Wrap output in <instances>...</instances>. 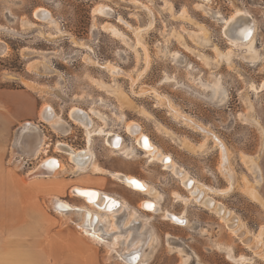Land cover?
Wrapping results in <instances>:
<instances>
[{"label":"rangeland","instance_id":"rangeland-1","mask_svg":"<svg viewBox=\"0 0 264 264\" xmlns=\"http://www.w3.org/2000/svg\"><path fill=\"white\" fill-rule=\"evenodd\" d=\"M197 2L0 0V40L8 46L0 55V86L28 89L39 96L42 105L56 107L70 130L66 132L65 128L55 133L46 123L54 136L49 137L46 129L44 134L36 132L44 137L40 156L21 160L11 150L8 163L16 169L21 168L29 178L27 173L44 156L58 155L66 161L64 153L55 146L52 149V144L57 141L77 149L86 147L85 130L71 120L69 112L73 107L93 108L106 121L94 117L95 129L115 132L123 136L125 145L136 146L133 137L125 131V122H138L162 152L171 155L177 164L207 187L225 190L229 186L220 171L225 157L224 165L232 171L233 187L224 193L208 190V194L238 214L251 232L264 231V90L250 89L251 84L258 87L264 80V0H211L209 3L210 10L223 17H228L235 8L247 10L252 15L259 55L253 65L240 56L232 58L229 64L226 62L222 54L229 45L221 33L222 22L199 9ZM101 4L109 7L112 13L105 16L95 12ZM38 8L51 12L57 28L33 16ZM104 25L118 31L117 35ZM140 29L139 37L146 45L148 62L144 61V51L137 44L136 31ZM203 36L210 40L208 44L201 43ZM107 62L120 67L129 78L124 74L113 77L101 66ZM138 74L140 79L134 81L131 88V78L135 80ZM218 83L227 93L226 101L221 104L209 99L211 90L207 87V84ZM142 88H152L165 96L174 107L205 125L220 144L213 136L194 131L166 108L157 107L153 94H133ZM119 90L132 98L133 107L120 104L116 97ZM23 139V153H27L28 135ZM183 142L194 150L186 149ZM90 147L99 165L142 178L159 191L162 210L175 214L184 212L188 219L190 225L182 226L164 219L162 213L152 214L157 244L143 264H182L183 256L168 242L182 246L193 255L188 264H237L227 257L224 247L228 245L236 257H247L242 264H264V260L252 254L228 231L216 214L191 200L188 203L178 200L175 193L186 197L189 192L161 163L148 162L140 152L131 158L117 154L101 134L93 135ZM12 158L14 162L11 163ZM25 160L28 164L23 166ZM68 173L61 179H98L107 181L106 190L120 191L138 202L148 198L108 175L91 174V171L75 173L76 176L71 171L72 176ZM76 184L82 183L71 185ZM245 187H253L262 204L252 199L244 191ZM67 191L72 197L70 190ZM201 228L205 229L204 234L199 231ZM262 237L264 240V233ZM112 258L115 260L110 264H125L116 255Z\"/></svg>","mask_w":264,"mask_h":264},{"label":"bare ground","instance_id":"bare-ground-1","mask_svg":"<svg viewBox=\"0 0 264 264\" xmlns=\"http://www.w3.org/2000/svg\"><path fill=\"white\" fill-rule=\"evenodd\" d=\"M210 2L211 0H198L196 5L199 9H202L208 16H211L215 20L222 22L221 33L223 37L225 38L226 43L229 45L228 46L229 48L227 49L225 54H222L226 62L229 64L231 63L232 58L240 56L244 61L252 65L256 63L258 56H259L258 51L256 50V30L257 29H256L255 20L253 19L252 15L247 10H244L242 8H235V10L228 17H223L220 13L210 10V7H209ZM94 11L100 14H104L105 16H108L110 15L111 9L101 4L100 6L95 8ZM33 16L37 20L44 21L48 23L49 25L57 28V22L53 20L52 14L48 9L38 8L34 11ZM104 27L110 30L114 35L115 34L117 35L118 31H115L114 28L112 29L111 27H108L106 25H104ZM136 32H137L136 33L137 44H139L144 51V59H145L144 61L148 62L149 57L147 54V50L145 48L146 45L143 44L142 39H140L139 37L141 33V29L137 30ZM209 42L210 40L207 37L203 36V38L201 39V43L203 44H208ZM7 48H8L7 44L4 41L0 40V55L5 53L7 51ZM101 66L106 68L112 74L113 77H118V75L121 76L123 74L127 76L120 67H117L110 62H107ZM138 79H140V74H138L135 80L131 78V82H132L131 88H133V85L135 84L134 81H137ZM217 80L218 79H216V81ZM102 86L103 84L101 85V87ZM207 87H209L211 90V95L209 96V99L211 101H213L216 104H221L224 101H226L227 93H226L225 88L222 87L221 84L219 83L213 84V85L207 84ZM250 89L255 92L264 90V80L260 83L258 87L255 86L254 84H251ZM146 93L147 94L151 93L156 97L157 107L159 106L162 108H166L168 110V113L172 114L175 118L181 120L188 127H191V129H193L194 131H202L204 133H207V137H208V134L211 137L214 135V134L212 135L204 127L205 125L202 126L196 120L184 114L176 107H174L165 96L160 95L156 90L152 88H142L138 93L133 91L134 95H143ZM116 97L118 98V101L123 107H133L134 106V102L132 98L129 95L125 94L123 91L119 90L118 96ZM52 107L49 104H43L41 106L39 115L45 121L44 123L45 124L47 123L50 127H52L55 133L58 132V130L63 131L65 128L66 130L64 131L66 132L70 131L67 129L68 123L60 116L61 114L56 113ZM69 117L74 123L80 125L85 130V135L87 137V146L82 149H77L69 145V143L63 144L61 142L55 141V143L53 144V149L55 146L56 150L63 152L64 155L66 156V161H64L60 157L49 156L45 154L47 156L43 155L44 157H42L36 163L34 168L31 169L27 173V176H29V178L39 176V177H50L53 179L61 180L64 174L66 172L70 173V171L73 174L75 173L78 174L79 172L85 173V172L91 171V174L108 175L112 177L113 179H115L117 182L124 184L126 187L130 188L131 190L148 195L150 198L142 199V202L143 201L144 202L143 203L141 202L142 204L141 203L139 204V206H142L144 210L147 209L146 210L147 212H150L151 214H159V215L160 213H162V217L166 220H171V222L180 223L182 224V226H189L190 224H188L189 222L184 212L180 214H175L169 210H162L161 201H160L161 195L159 191L156 188H154L152 185H150L148 182H146L142 178L140 179L138 177H135L129 173H124L121 171L110 170L108 168H105L99 165L94 160V157H93L94 151L90 147L91 140L93 139V135L101 134L106 138V144H108L110 148H112L114 152H116L117 154H121L125 156L126 158H131L132 156H137V153L140 152L141 154L143 153V156L147 158L148 162L156 161V162L161 163L164 169L170 171L173 175L179 178V181L181 182L182 186L185 189H187V191L189 192V196H186V197L180 196V194L175 193L174 195H176L175 197L179 198L178 200L181 199L183 203H188L191 200L195 202V204L201 207H205L210 212L216 214L220 218V221H222L225 224L224 226H226L228 231H230L240 241V243L244 244L246 248L251 250L252 254H254L256 257L264 260V240L262 237V234L264 233V231L260 230L257 233L251 232L238 214H236L232 210L227 209L224 204L219 202V200H216L214 197L208 194V190H210V192L213 191L215 193L217 192L224 193L233 187V183H232L233 179L231 175L232 171H230L224 165L225 163L224 162L225 161L224 151L222 153L224 160L222 159L220 163V171L222 175L225 177V179L228 181L229 186L225 190L216 189L213 187L210 188V187L205 186L204 184H200L197 181V179L194 178L192 175H190V173H188V171L184 167H182L180 164H177L171 155L162 152L158 148V146L155 145V143L151 140V138H149L148 135H146L142 131V127L138 122L132 121V120L125 122L126 132L128 133V135L133 137L136 143V146H130V145H125V142L123 138L121 137V135L116 134L115 132L105 131L103 129L97 130L94 128V117L100 118L105 123L106 121L104 119V116L93 108L86 110L80 107H73L71 111L69 112ZM52 128L50 129L52 130ZM30 129L31 128L25 127L26 132L25 131L23 132L24 134L23 138L24 136L26 137V135H28V142L26 143L27 144L26 147H27V150L29 149L30 151L29 150L26 151L28 154L23 153L22 156L17 155V157L21 158V160L22 158L30 159L28 158L29 156L32 159H37V157H39L43 151L42 144H43L44 137L42 138L41 136L37 135L36 131L32 129L30 130ZM213 138L215 139V141L218 142V144H220L219 140L216 137L213 136ZM37 139L38 141H36ZM22 141L25 142L24 139ZM183 146L188 150L193 149V147L187 143H184ZM52 153L54 154V152ZM165 157L168 158V162L164 161ZM53 161L56 162V166L51 168L50 164H52ZM48 169H50V171H47ZM253 189H254L253 187L252 188L245 187L244 191L252 199L257 200L262 204V201H260L261 198L259 199L258 195ZM69 190H70L69 191L70 195L82 197L84 200H86V202L89 205L93 207V209H95V210H92L93 212L91 213L90 216L94 215L93 219L99 222L97 224H101L103 226L105 225V227L108 228L107 233L111 234L112 236L113 234L112 232L116 231L117 227L120 226L117 223L118 217H116L115 214L121 213V211L124 209V206L126 205V202L125 201L121 202L119 198H116L113 195L108 194L107 191H105L102 187H99V186H88V185L76 184V185H71ZM103 196L107 197V200H108L107 203L109 201L111 202L109 207H111L110 209H113L112 211H107L105 208L104 209L102 208L104 201L106 200ZM66 207L68 208L67 205ZM93 213H96V214H93ZM137 214L138 213L136 211L134 213H131L125 219V225H127L131 220L136 219L138 223H142V228H148L149 231L146 232L144 235H142L141 238L137 239L134 246L130 247L129 245V240L131 236L129 233L114 234L113 238L111 237L112 239H110L109 241L105 240L104 235L103 236H100L99 234L97 235L99 239L106 242L105 246L108 248L107 257H111V254L115 253L122 260L123 259L122 253L124 256H127L126 254H128L129 256V255L137 253V260L126 261L125 259H123L125 264H143L145 260H147L148 257L151 255L154 248L156 247L157 237L150 223L148 222L149 218L144 217V221L142 222V219L140 218V216H137ZM111 217H114V219L111 220L110 219ZM138 220H141V221H138ZM126 230L127 229H125V231ZM99 231L102 232L101 230ZM199 231L202 234L205 233L204 228H201ZM94 233H95V230H94ZM94 235L95 234H93L92 236V239L94 240V242L95 241L100 242V240L96 238ZM168 244L170 247L176 249L179 253H181V255L183 256L182 264H188L191 258H193V255L190 254L189 252H186L185 249L182 248V246H174L172 245V243L170 244L169 242ZM224 248L226 250L227 257L230 260L236 262L237 264H242L245 261H247V257L244 255H239L238 257H236L233 254V250L231 246L228 245V246H225ZM138 249H140V251H136ZM250 260L252 259H249V261Z\"/></svg>","mask_w":264,"mask_h":264},{"label":"crops","instance_id":"crops-1","mask_svg":"<svg viewBox=\"0 0 264 264\" xmlns=\"http://www.w3.org/2000/svg\"><path fill=\"white\" fill-rule=\"evenodd\" d=\"M41 106L39 96L24 87L0 86V264H110L116 254L107 257L106 242L97 236H103L99 230L107 232L108 228L97 224L98 221L94 224V215H90L95 209L82 197H69L68 186L74 182L101 186L108 194L121 202L125 201L119 217L122 219L121 226L127 230L120 231L118 226L111 237L117 233H129L130 247L149 229L142 228V223L136 219L125 225V219L136 211L142 222L144 217L149 218L148 222L154 230L151 224L153 216L139 206L142 199L138 202L133 196H125L120 191L106 190L107 181L85 177L79 180L73 177L61 180L39 176L28 178L21 168L10 165L7 159L11 156V150L13 155L23 154L22 134L25 127L40 134H44L46 129L49 137L54 136L39 115ZM52 108L58 113L56 107ZM50 154L54 155L52 150ZM12 160L11 163L14 158ZM50 165L51 168L55 167L54 162ZM66 205L72 209L62 210L67 209ZM93 234L100 242H94Z\"/></svg>","mask_w":264,"mask_h":264},{"label":"water","instance_id":"water-1","mask_svg":"<svg viewBox=\"0 0 264 264\" xmlns=\"http://www.w3.org/2000/svg\"><path fill=\"white\" fill-rule=\"evenodd\" d=\"M122 137V136H121ZM123 138V137H122ZM164 161H167L168 162V158H166L165 157V159H164ZM54 163H55V166H56V162L55 161H53ZM104 197V196H103ZM106 200L104 201V204H103V206H102V208L104 209H106L107 211H112L113 209H110L111 207H109L110 206V201L107 203V197H104ZM107 203V204H106ZM117 205V204H116ZM62 210H69V209H72L71 207H69V208H67V209H65V208H61ZM115 216L116 217H118V218H120L119 217V213L118 214H115ZM117 218V223L120 225L119 226V228H120V231H123V230H125L126 229V227H122L121 226V223H122V219H118ZM96 223V221L94 222V224ZM100 228H101V226H100ZM102 232H103V235L105 236V240L106 241H109L110 239H111V234H109V233H107L104 229H102ZM127 256H124L123 255V253H122V257H123V259H125L126 261H135V260H137V253H135V254H132V255H129L128 256V254H126Z\"/></svg>","mask_w":264,"mask_h":264},{"label":"built area","instance_id":"built-area-1","mask_svg":"<svg viewBox=\"0 0 264 264\" xmlns=\"http://www.w3.org/2000/svg\"><path fill=\"white\" fill-rule=\"evenodd\" d=\"M70 119V118H69ZM126 131V130H125ZM123 137V136H122ZM28 161L27 160H25V162L23 163V166H26L28 163H27Z\"/></svg>","mask_w":264,"mask_h":264},{"label":"snow or ice","instance_id":"snow-or-ice-1","mask_svg":"<svg viewBox=\"0 0 264 264\" xmlns=\"http://www.w3.org/2000/svg\"><path fill=\"white\" fill-rule=\"evenodd\" d=\"M249 35H250V33H249ZM135 183V182H134ZM137 186H139V185H137Z\"/></svg>","mask_w":264,"mask_h":264}]
</instances>
